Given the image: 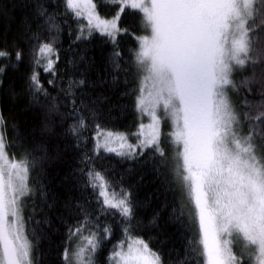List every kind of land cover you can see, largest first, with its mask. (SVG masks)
Segmentation results:
<instances>
[{
	"label": "snow or ice",
	"instance_id": "6c2138e0",
	"mask_svg": "<svg viewBox=\"0 0 264 264\" xmlns=\"http://www.w3.org/2000/svg\"><path fill=\"white\" fill-rule=\"evenodd\" d=\"M110 2L0 0V264H264V0Z\"/></svg>",
	"mask_w": 264,
	"mask_h": 264
},
{
	"label": "trees",
	"instance_id": "16d2710c",
	"mask_svg": "<svg viewBox=\"0 0 264 264\" xmlns=\"http://www.w3.org/2000/svg\"><path fill=\"white\" fill-rule=\"evenodd\" d=\"M4 2H8V0H4ZM95 3L98 4V8L100 13L105 18L111 17L114 15V8L115 5L110 2V0H94ZM19 16V13H16ZM119 26L129 28L130 32H139V34H143L142 27L140 25L139 20L131 14V10H126L125 13L121 14V19L118 22ZM4 21L0 19V30L3 29ZM15 23L12 25L13 31L15 30ZM122 45L127 49L135 40L131 35L122 34L121 37ZM114 117H116L107 127L110 130L119 131V132H129L134 131L136 127L134 126V113L129 108L125 113L121 114L119 111L114 112ZM113 167H115L116 171L119 172L123 165L115 162V158L113 160ZM140 169H137L136 175H139ZM135 179V176L132 177ZM152 180V176L149 174L146 176L145 183L139 188V196L141 199L147 195L150 191L153 190V185L150 183ZM169 199L171 200L172 197L170 196ZM179 199V197H177ZM146 215L150 213V209H143L142 210ZM166 231L172 236V242L177 245V247L186 244L187 239L191 238L195 233L185 231L182 235L180 232L176 231L175 226H168ZM113 241L112 243H115ZM59 245V237L53 236L51 241L45 240L40 244V253L37 256L38 261H44L45 264H59V257L57 256V250ZM112 249V244H108L107 250L105 252V259L107 255L110 254Z\"/></svg>",
	"mask_w": 264,
	"mask_h": 264
},
{
	"label": "rangeland",
	"instance_id": "374dc122",
	"mask_svg": "<svg viewBox=\"0 0 264 264\" xmlns=\"http://www.w3.org/2000/svg\"><path fill=\"white\" fill-rule=\"evenodd\" d=\"M111 17H108L107 19H111ZM145 123H147V119L146 118H145ZM134 131H136V129ZM122 133H125V132H122Z\"/></svg>",
	"mask_w": 264,
	"mask_h": 264
}]
</instances>
